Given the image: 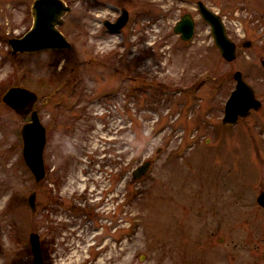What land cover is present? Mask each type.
I'll use <instances>...</instances> for the list:
<instances>
[{"label":"rangeland","instance_id":"374dc122","mask_svg":"<svg viewBox=\"0 0 264 264\" xmlns=\"http://www.w3.org/2000/svg\"><path fill=\"white\" fill-rule=\"evenodd\" d=\"M33 1L0 0V264H34L32 233L45 264H264V0H203L237 45L232 60L198 0H63L71 48L14 52ZM123 9L128 25L108 33ZM185 14L196 22L190 42L174 30ZM237 70L263 108L232 131L220 122ZM12 85L39 94L41 182L23 156L30 116L2 101Z\"/></svg>","mask_w":264,"mask_h":264},{"label":"water","instance_id":"95a60500","mask_svg":"<svg viewBox=\"0 0 264 264\" xmlns=\"http://www.w3.org/2000/svg\"><path fill=\"white\" fill-rule=\"evenodd\" d=\"M198 5L202 16L211 25L215 42L219 46L222 54L228 60L234 59L236 56V46L228 37L222 18L207 8L202 2H199ZM67 9L68 7L62 0H35L33 5V15L35 17L34 26L25 36L10 40L14 52H33L42 49L69 46L70 44L66 40V37L56 28V24L61 22V16ZM125 19L126 14L116 23H111V26L119 28L123 25ZM174 29L177 33L182 34V38L189 39L194 30V20L191 15H183ZM235 77L237 79V89L227 103V118L238 113L247 114V110L250 107H257L259 105V102L254 97L252 87L243 79L240 71L236 72ZM3 100L17 112L23 116H27L36 101V93L26 87H12L4 95ZM22 136L24 140L25 160L34 172L36 179L40 180L45 173L43 150L46 144V131L37 111L34 110L31 114L30 121L23 125ZM149 166L150 162L146 161L134 171V177L140 178L148 170ZM259 200L263 203L262 198ZM29 201L31 207L35 208V192L30 195ZM31 243L35 255L34 264H43L37 234H31Z\"/></svg>","mask_w":264,"mask_h":264},{"label":"flooded vegetation","instance_id":"af4514ba","mask_svg":"<svg viewBox=\"0 0 264 264\" xmlns=\"http://www.w3.org/2000/svg\"><path fill=\"white\" fill-rule=\"evenodd\" d=\"M247 118H250V116H248V117H246V118H244V119H247ZM239 122H241L240 120H239ZM255 145H257L256 143H254ZM57 190L58 189H55V192H57ZM262 191H264V188L260 191V192H262ZM263 208V207H262ZM264 209V208H263ZM264 258V257H263Z\"/></svg>","mask_w":264,"mask_h":264},{"label":"bare ground","instance_id":"6f19581e","mask_svg":"<svg viewBox=\"0 0 264 264\" xmlns=\"http://www.w3.org/2000/svg\"><path fill=\"white\" fill-rule=\"evenodd\" d=\"M238 124H239V123H237V124L234 126V128H235ZM192 148H193V147H192ZM192 148L188 149V150L186 151L185 155H186V154H187ZM185 155H184V156H185ZM184 156H183V157H184Z\"/></svg>","mask_w":264,"mask_h":264}]
</instances>
